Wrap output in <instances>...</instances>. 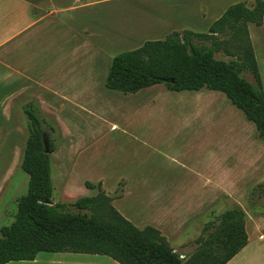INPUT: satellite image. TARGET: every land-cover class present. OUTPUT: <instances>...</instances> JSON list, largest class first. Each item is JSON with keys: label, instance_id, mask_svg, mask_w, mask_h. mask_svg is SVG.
I'll return each mask as SVG.
<instances>
[{"label": "crops", "instance_id": "1", "mask_svg": "<svg viewBox=\"0 0 264 264\" xmlns=\"http://www.w3.org/2000/svg\"><path fill=\"white\" fill-rule=\"evenodd\" d=\"M119 1L0 0V107L5 119L14 118L24 121L27 116L25 108L32 104L53 108L52 104L56 103L54 109L57 112L65 109L66 105L75 107L81 105L80 101L87 98L88 88H101V83H98L103 82L99 74L101 71L98 65L99 56L105 53L103 46L107 43L115 46L132 39L138 41L140 47L148 40L164 39L173 31L191 29L189 27L191 25L210 23L208 26L210 27L230 5L245 2V0H125L120 7ZM90 21L100 25V28L95 30L89 25ZM258 27L264 28V22ZM98 32L99 36H97ZM254 49L262 79V55L259 54L257 47ZM111 62L108 63L106 60L105 67L109 65L110 68ZM262 82L264 84L263 80ZM165 88L170 90L166 85ZM183 91L198 92L191 98L182 97L192 102L195 108L191 113L181 111V114L185 121L193 122L195 134H200L199 141L210 143L212 148L220 146L223 148L232 144L243 153L241 159L246 168L243 174L238 176L240 179L235 186L244 180H251L253 176L264 175V139L260 136L255 123L250 121L222 91L207 88ZM235 108L244 114L246 118L244 124L246 126L248 124L247 127L241 128L236 125L237 109ZM190 123L186 124L185 129ZM27 131L29 135V126L25 123L20 127L21 138L27 134ZM0 135H7L4 124H0ZM196 139L198 140V136ZM6 144V140L4 142L0 138V151L5 150ZM237 160L234 153L230 152L224 164L234 167ZM55 169L61 189H64L70 179L71 171L68 173L61 163H58ZM259 180L264 181V176H260ZM86 181L101 183L105 192L111 197L110 193L123 183L121 194L112 197V204L123 216L126 215L116 207L115 203L123 199L127 182H119L112 191L108 192L103 179L82 180L83 183ZM188 182V179L179 178L143 179L141 183L151 186L152 189L147 195L150 202L148 208L150 218L145 220L142 215L132 212L125 217L143 226L156 227L167 237L171 245H173L171 242H176L180 248L184 243L194 240L200 233V225L208 222L207 218L203 219V217L210 212V207L220 201L230 200L235 205L232 208L241 207L245 210L249 238L247 245L227 264H253L260 260V254H256L259 247L264 245V213L257 215L254 223L249 224L250 214L243 203L248 197L249 188L244 186L236 191L235 187L230 189L224 186L225 184L218 183L215 189L219 192L211 196L209 193L206 194L207 200L210 198L213 200L211 203L213 206L206 208V202H197L195 208L185 210L181 203H170L179 196L175 197L165 192L177 190L178 185ZM89 190L94 194L97 192L95 189ZM242 191L240 203L237 194H242ZM3 192L4 189L0 186V197ZM224 203L225 206L230 204V202ZM218 214L212 213L209 219L212 220ZM191 227L196 229V234L181 239L184 232ZM174 248L178 251L177 247ZM42 252L47 251H39L29 262L38 264L39 254ZM182 254L184 256L187 253L182 252Z\"/></svg>", "mask_w": 264, "mask_h": 264}, {"label": "trees", "instance_id": "2", "mask_svg": "<svg viewBox=\"0 0 264 264\" xmlns=\"http://www.w3.org/2000/svg\"><path fill=\"white\" fill-rule=\"evenodd\" d=\"M264 22V0L230 5L207 32L173 31L166 38L116 55L106 79L109 89L134 93L163 83L170 90L207 88L224 92L264 139V86L249 26ZM223 52L232 58L216 57ZM243 72H250L255 83ZM29 135L22 161L29 187L18 199L14 221L1 228L0 264L33 260L39 251L103 254L119 264H227L248 243L246 212L230 208L208 221L194 240L196 248L183 256L156 227H138L112 204L101 183L86 181L96 194L72 202H53L50 139L34 107L26 110ZM264 190V183L253 191ZM50 202H53L52 204ZM117 263V264H118Z\"/></svg>", "mask_w": 264, "mask_h": 264}, {"label": "rangeland", "instance_id": "3", "mask_svg": "<svg viewBox=\"0 0 264 264\" xmlns=\"http://www.w3.org/2000/svg\"><path fill=\"white\" fill-rule=\"evenodd\" d=\"M253 1L245 0L248 6H252ZM123 2L125 0L119 1L120 7ZM89 25L95 30L100 28V25L91 21ZM209 25L210 23H201L189 27L198 32H207ZM99 32L97 36L100 35ZM250 37L254 48L257 47L260 52L258 53L262 55L261 73L264 81V28L250 25ZM97 39L100 38L97 37ZM137 42L130 39L115 46L109 43L103 46L105 53L99 56L98 64L102 68L99 74L103 82H98L101 83V88H88L87 98L80 101L81 105L76 107L66 105V108L60 112L54 109L57 106L56 103L52 104L53 108L33 104L26 106L25 110L31 106L36 109L50 139L55 143V151L51 154L54 186L52 201L69 202L93 195L94 192L86 187L82 182L83 179L92 181L103 179L108 192L112 191L119 182L125 181L127 186L124 197L115 203L116 207L124 215L129 216L128 214L132 212L148 220L150 202L147 195L152 189L151 186L141 183L142 180L145 178L188 179V183L178 185L179 189L165 192L175 197L179 196L177 199L169 200L170 203H181V206L188 210L195 208L197 202H206L205 207L208 208L213 206L211 205L213 200L211 198L207 200L206 194L209 193L211 196L219 192L215 189L218 183L225 184L224 186L230 189L235 187L236 191L246 186L249 188V194L243 203L250 214L249 224L251 225L257 215L264 213V190L253 194L258 185L264 183L259 180L260 176L264 175L253 176L251 180H244L235 186L240 179L238 176L246 168L241 159L243 153L232 144L223 148L222 146L212 148L210 143L204 140L199 141L200 134H195L193 122L185 121L181 114V111L191 113L195 108L192 102L183 98L187 96L191 98L198 93L197 91H170L166 90L163 84L148 87L136 93H124L106 87L105 80L109 65L105 67L104 62L108 60L109 63L116 55L138 48ZM216 57L225 60L232 58L223 52H218ZM242 75L248 81L255 83L250 72H243ZM27 116L24 121L14 118L5 119L0 107V124L6 125L7 133L6 136L0 135V138L7 142L5 150L0 151V186L4 189L0 197V237L1 228L14 221L18 210V199L27 193L29 187L30 176L22 168L28 131L22 138L19 135L20 127L25 123L28 124ZM244 119L246 118L242 111L237 109L236 125L241 128L247 127L248 124L247 126L244 124ZM189 123L190 125L185 129L186 124ZM230 152L234 153L238 159L234 167L224 164ZM58 163H61L68 173L71 171L70 179L64 189H61L62 186L57 179L55 167ZM123 188L122 183L110 195L113 198L118 197ZM240 196H243V191L242 194H237V199L241 203ZM224 202H230V204L225 206ZM208 203H210L209 206ZM234 206L230 200L220 201L217 205L210 207V212L206 213L203 219L207 218L206 220L209 221L212 213L218 214ZM134 224L141 228L145 227L138 223ZM203 227L204 225L201 224L197 237L201 234ZM193 234H196V229L191 227L184 232L181 239ZM194 240L184 243L180 248L176 242L171 243L173 247L178 248L179 252L188 254L196 248ZM258 254L261 259L253 264H264V245L259 247L256 255ZM39 255L38 264L118 263L113 258L102 254L42 252ZM7 264L32 263L29 260H12Z\"/></svg>", "mask_w": 264, "mask_h": 264}, {"label": "water", "instance_id": "4", "mask_svg": "<svg viewBox=\"0 0 264 264\" xmlns=\"http://www.w3.org/2000/svg\"><path fill=\"white\" fill-rule=\"evenodd\" d=\"M44 143H45V151H46V153H49L50 152V138H49V136H44ZM51 204L53 203V202H50Z\"/></svg>", "mask_w": 264, "mask_h": 264}]
</instances>
